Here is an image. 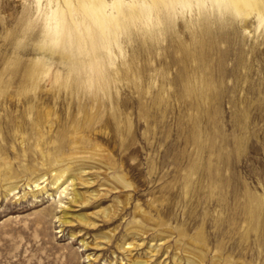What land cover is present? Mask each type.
Returning a JSON list of instances; mask_svg holds the SVG:
<instances>
[{
    "label": "rangeland",
    "instance_id": "374dc122",
    "mask_svg": "<svg viewBox=\"0 0 264 264\" xmlns=\"http://www.w3.org/2000/svg\"><path fill=\"white\" fill-rule=\"evenodd\" d=\"M179 2L0 0V264H264V2Z\"/></svg>",
    "mask_w": 264,
    "mask_h": 264
},
{
    "label": "bare ground",
    "instance_id": "6f19581e",
    "mask_svg": "<svg viewBox=\"0 0 264 264\" xmlns=\"http://www.w3.org/2000/svg\"><path fill=\"white\" fill-rule=\"evenodd\" d=\"M77 1H78V5L80 6V8L82 10H80L76 13V17H74L73 22L77 26H79L81 28H85V29H89L92 25L99 23L100 26L102 25L101 33H104V34H108V31H109L107 24L111 23L112 21L116 22L117 20H119V17H121V19H122V16H124V12L122 11V9L124 7H127L129 9H133L137 6H141V8H143V7L147 8V6H149L150 3L152 2V0H77ZM178 1H180L179 3H182L183 0H178ZM234 1H238V0H234ZM51 2H52V0H48L49 4H51ZM257 2H259L258 4H260L261 2H264V0H257ZM64 3L66 4V6H72V0H64ZM258 4H256V8L257 7L260 8V7L264 6L262 4H261L262 6H259ZM132 11L133 10H131V14H132ZM201 12L202 11L199 10L198 14H201ZM119 23H117V25ZM112 24H115V23H112ZM109 27H110V24H109ZM89 79H91V78H88V82H89ZM85 82L87 83V81H85ZM41 94H49V93H48V91H46V92H42ZM1 96L4 100H9V99L14 97L11 94H2ZM86 105L87 104H84L83 107H81V109L85 112L86 116L90 117L91 113L89 112V109H94V103L92 104V106L90 108ZM79 126H81V129H84V128L89 127L90 125H86V126L79 125ZM74 142L76 144H78L77 143L78 139H75ZM77 148L79 150L80 147L77 146L76 149ZM0 153H2V145H0ZM109 168L110 167H108L107 169H109ZM66 172H68L66 169H60L58 174L53 178V184H56L57 188L60 187L59 184L62 181L61 179L65 176ZM84 174H85V168H81L79 170L78 174L70 175L67 178V180H70L71 182H73L74 185L75 184H89V183H91L87 178L83 177ZM115 178L120 180V181H124L123 177H117L116 176ZM38 180H35L34 183L36 184L38 182ZM216 185L221 188L220 184L216 183ZM128 186H129V184L125 183V181H124L123 188H126ZM11 189L12 188H9L8 191H10ZM222 191L223 190H221V192ZM239 195H240V190L236 187L230 191V196L233 199V204L235 207L239 206V203L237 202ZM249 195H250V193H248L247 197ZM79 199L84 200L81 193L76 191L75 187H74L73 200L76 202ZM224 201L226 204V200H224L223 198L219 199L220 204H222V202H224ZM248 206H250V204H248ZM256 214H258V213H256ZM86 218H87V216H85V215L82 217V219L83 220L85 219V221H86ZM259 239H260V237H259ZM150 251L152 252V248H150ZM137 264H141V263H137Z\"/></svg>",
    "mask_w": 264,
    "mask_h": 264
}]
</instances>
